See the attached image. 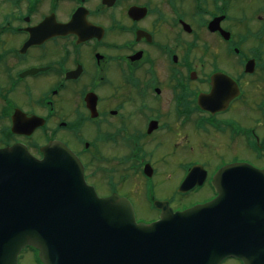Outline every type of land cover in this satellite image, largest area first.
Segmentation results:
<instances>
[{
  "label": "flooded vegetation",
  "instance_id": "1",
  "mask_svg": "<svg viewBox=\"0 0 264 264\" xmlns=\"http://www.w3.org/2000/svg\"><path fill=\"white\" fill-rule=\"evenodd\" d=\"M40 6L45 12L37 17ZM77 9L83 39L51 35L23 48L45 17L64 24ZM4 15L0 149L20 143L41 157L48 141L65 143L87 183L100 196L127 198L142 222L158 218L156 201L176 211L212 199L213 176L225 166L264 169V0H114L110 7L103 0H15ZM14 119L30 133L12 132ZM36 119L43 125L30 131ZM94 157V170L140 178L142 199L119 191L113 177L100 194L87 174ZM162 169L179 175L173 188L164 184L171 191L163 198L153 195ZM189 170L202 182L181 194ZM177 197L191 201L175 205ZM139 206L154 215L140 218ZM34 252L25 248L20 259L39 264Z\"/></svg>",
  "mask_w": 264,
  "mask_h": 264
},
{
  "label": "water",
  "instance_id": "2",
  "mask_svg": "<svg viewBox=\"0 0 264 264\" xmlns=\"http://www.w3.org/2000/svg\"><path fill=\"white\" fill-rule=\"evenodd\" d=\"M80 15L78 10L68 24L52 29L44 20L26 45L51 31L82 35ZM23 127L13 120L12 132L29 133ZM41 152L37 159L21 144L0 149V264H17L28 246L43 264H220L228 258L264 264V170L225 166L213 177V200L180 212L156 202L160 217L145 224L136 223L126 199L98 197L63 143L49 142ZM202 177L190 170L178 191L201 184Z\"/></svg>",
  "mask_w": 264,
  "mask_h": 264
},
{
  "label": "rangeland",
  "instance_id": "3",
  "mask_svg": "<svg viewBox=\"0 0 264 264\" xmlns=\"http://www.w3.org/2000/svg\"><path fill=\"white\" fill-rule=\"evenodd\" d=\"M151 1L155 2L157 0H151ZM244 1L248 2V0H244ZM236 5L240 6L239 4H236ZM11 7H15V0H0V23L3 22V18L5 16L4 14L7 13L8 9H10ZM19 8L21 9V11L23 10L21 5L19 6ZM44 12H45V9L43 8V6L42 7L40 6L39 9H37L35 16H37V17L40 15L42 16V15H44ZM237 15H240V13H238ZM102 22L105 23V21H102ZM252 26L254 27V24ZM249 88L253 92V88H251V87H249ZM254 98H255L254 95L250 96V99L248 101L249 106L251 105V100L254 101ZM49 129H50V127L48 128V132L50 131ZM38 141H39V144H42L45 142L44 138H40ZM93 160H94L93 166H89V170H87V174H88L89 179L92 181V183H95V185L97 186L100 194L106 195L110 191V188L108 191V184L107 183H109V182L107 179H108V177H113L114 180L117 181V188L119 191L135 193L136 195L135 194H132V195H133V198L137 202L139 201V199L137 197L142 199L143 182H142V180H140V178H138L137 180L136 179L135 180H123L122 175H127L129 173L128 170H104V171L94 170V163L96 164L97 160L95 157L93 158ZM262 163H264V159H263ZM157 176H158L157 177L158 184L156 185V190L154 189V191H153V195L157 196V197H161V198L166 197L165 196V195H167L166 193L171 191V190L165 189L166 185H164V184L167 183V185H168V184L172 183L171 187L173 188L177 182L176 180L179 177V175L176 174L175 170H163L162 169V170H158ZM100 178L103 180L102 182H99ZM163 179H164V181H163ZM166 180H167V182H165ZM176 199H177L176 202H174L175 205H180L179 203H181L183 206H185V205H187L185 203H189L191 201V199L185 198L182 202L181 199H183V198H180V197H177ZM193 199H198V198L193 197ZM144 209H146V208L139 206V214L138 215L140 218H149V217L154 215L153 213L148 214L147 211L146 212L144 211ZM137 221H139V220H137ZM29 258H30V256H29ZM18 264H28V263L26 260L21 258L18 261ZM221 264H240V263L234 259H227L224 262H222Z\"/></svg>",
  "mask_w": 264,
  "mask_h": 264
}]
</instances>
